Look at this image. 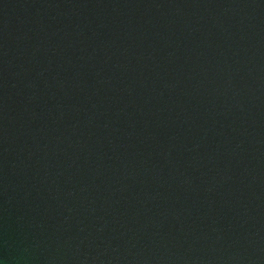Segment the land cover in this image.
Masks as SVG:
<instances>
[{"label":"water","instance_id":"obj_1","mask_svg":"<svg viewBox=\"0 0 264 264\" xmlns=\"http://www.w3.org/2000/svg\"><path fill=\"white\" fill-rule=\"evenodd\" d=\"M0 264H264V0H0Z\"/></svg>","mask_w":264,"mask_h":264}]
</instances>
